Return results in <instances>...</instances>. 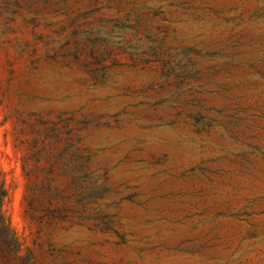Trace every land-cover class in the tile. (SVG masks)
I'll use <instances>...</instances> for the list:
<instances>
[{"label": "rangeland", "instance_id": "374dc122", "mask_svg": "<svg viewBox=\"0 0 264 264\" xmlns=\"http://www.w3.org/2000/svg\"><path fill=\"white\" fill-rule=\"evenodd\" d=\"M0 264H264V0H0Z\"/></svg>", "mask_w": 264, "mask_h": 264}, {"label": "trees", "instance_id": "16d2710c", "mask_svg": "<svg viewBox=\"0 0 264 264\" xmlns=\"http://www.w3.org/2000/svg\"><path fill=\"white\" fill-rule=\"evenodd\" d=\"M4 197V190L0 186V204ZM16 252V245L11 231L9 230L5 220L0 213V254L5 258L12 256Z\"/></svg>", "mask_w": 264, "mask_h": 264}]
</instances>
